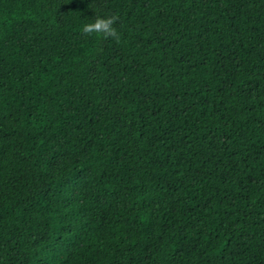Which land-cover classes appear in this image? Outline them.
<instances>
[{"label": "trees", "instance_id": "1", "mask_svg": "<svg viewBox=\"0 0 264 264\" xmlns=\"http://www.w3.org/2000/svg\"><path fill=\"white\" fill-rule=\"evenodd\" d=\"M0 264H264V0H0Z\"/></svg>", "mask_w": 264, "mask_h": 264}, {"label": "clouds", "instance_id": "2", "mask_svg": "<svg viewBox=\"0 0 264 264\" xmlns=\"http://www.w3.org/2000/svg\"><path fill=\"white\" fill-rule=\"evenodd\" d=\"M118 17L112 15L95 14V18L82 25V34L86 36H97L102 39L120 40V34L115 25L118 23Z\"/></svg>", "mask_w": 264, "mask_h": 264}]
</instances>
